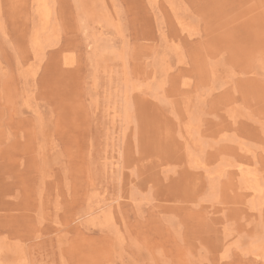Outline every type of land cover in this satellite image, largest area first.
Segmentation results:
<instances>
[{"label":"rangeland","instance_id":"obj_1","mask_svg":"<svg viewBox=\"0 0 264 264\" xmlns=\"http://www.w3.org/2000/svg\"><path fill=\"white\" fill-rule=\"evenodd\" d=\"M45 3L0 0V264H264V0Z\"/></svg>","mask_w":264,"mask_h":264},{"label":"bare ground","instance_id":"obj_2","mask_svg":"<svg viewBox=\"0 0 264 264\" xmlns=\"http://www.w3.org/2000/svg\"><path fill=\"white\" fill-rule=\"evenodd\" d=\"M37 2L39 3L40 7H41V10H40V13H41V16L43 17L42 19L45 21V19L47 18V14H46V3H45V0H37ZM91 6V5H90ZM89 6V7H90ZM92 14H94V11L91 10ZM187 104V103H186ZM190 103H188L189 105ZM193 107V106H192ZM189 108V107H188ZM188 111V110H187ZM190 112V111H189ZM187 128V127H186ZM188 130V129H187ZM242 165V164H241ZM248 176L245 175V177L243 178V180H245L246 182H248ZM18 263L21 261V258L18 256Z\"/></svg>","mask_w":264,"mask_h":264}]
</instances>
